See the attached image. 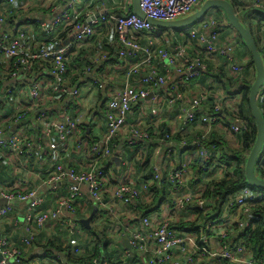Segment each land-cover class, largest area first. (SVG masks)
Masks as SVG:
<instances>
[{"label":"built area","instance_id":"obj_1","mask_svg":"<svg viewBox=\"0 0 264 264\" xmlns=\"http://www.w3.org/2000/svg\"><path fill=\"white\" fill-rule=\"evenodd\" d=\"M98 1L37 0L31 10L33 4L26 0H0V79L4 82L0 85V162L6 158L23 175L0 186V201H6L0 207V218L20 203L26 204L19 244L0 236V264H36L34 260L72 264L67 255L81 251L87 238L81 220L92 213L83 200L85 190L92 208L97 209L93 225L107 223L108 251L125 239L130 246L118 249L113 262L121 258L125 264H210L218 258L227 264H264V247L263 254L255 257L243 240L250 205L260 194L245 187L227 199L218 215L213 213V201L200 196L207 180L218 178L227 168L217 159L220 152L205 146L208 131L219 128L238 133L244 129V120L237 114L239 94L229 96L222 88L214 92L200 86L191 89L205 65L180 38L195 40L207 57L225 58L230 74L242 77L245 63L235 58L237 41L234 33L226 31L229 24L207 16L176 32L153 26L130 12L133 0H105L97 13L94 5ZM205 1L139 0V7L150 19L171 22L191 15ZM250 7L264 10V0H252ZM100 24H110L116 35L117 62L105 64L109 57L102 53L91 56L90 65L83 67L84 75L93 73L92 85L101 92L93 116L104 120L105 132L94 139L84 134L85 118L78 115V88L67 87V62L86 46ZM141 34L146 44L140 43ZM257 34L264 52V26ZM163 41L167 48L159 47ZM261 56L264 62V53ZM101 67V75L109 70L123 74L119 88L112 90L111 83L97 79L95 70ZM259 97L264 98V80ZM47 100L45 111L38 113ZM134 112H140L141 118L131 120ZM150 120L155 127L167 123L171 133L179 126L205 133L190 142L160 138L151 173L143 178L134 161L123 158L127 152L122 147L152 142L146 125ZM73 151L85 156L83 167L64 161V155ZM35 156L50 159L46 171H34L24 164ZM115 156L126 165L123 173L116 174L112 165L103 163ZM33 177L36 184L31 186ZM162 190L161 196L158 192ZM46 195H50L51 207L45 205ZM158 197L163 198L159 204ZM205 201L212 204L207 207ZM155 203L156 208L140 217V205ZM199 207L204 217H210L203 234L195 237L172 228L180 219L197 222L198 214L189 208ZM78 214L85 216L78 218ZM49 225L53 230L49 237L57 236V230L66 232L73 252L38 247L40 256L26 257V250L35 249L34 241ZM90 264L110 263L98 256Z\"/></svg>","mask_w":264,"mask_h":264},{"label":"trees","instance_id":"obj_2","mask_svg":"<svg viewBox=\"0 0 264 264\" xmlns=\"http://www.w3.org/2000/svg\"><path fill=\"white\" fill-rule=\"evenodd\" d=\"M58 1L61 2L62 0ZM230 2L235 10V13H237L238 17L241 20L243 19L245 25H247V27L251 31L257 49L260 54L263 55L264 52L259 45V37L257 31L260 27L264 26V11L261 9L251 8L250 5L249 8H247V5H240L237 0H230ZM130 12H132V10ZM238 12L241 14H238ZM117 14L120 15L122 13L117 12ZM207 16H213L219 23H222V21L228 23L225 14L221 10H211L205 17ZM254 20L256 22H254ZM96 29L101 31L100 34L102 33L111 36V41L109 43L105 38H103L101 48L95 49L94 46L96 44L94 43L100 40L99 38L102 39V37L95 36V33L90 41L87 42L86 46L83 47L77 53V55L71 54V56H69V60L67 62V87L77 85L81 81L80 79H83L86 76L84 75L85 68L83 67H87L90 65L89 58L91 56L93 57L96 54L105 53L109 57V60L105 64L111 63L114 65L117 62L116 44L114 42L116 40V35L113 30V32L111 31V25L100 24L97 25ZM226 31L235 34V38L237 41V46L234 51L235 58L237 61L245 63V70L242 77H235L230 74L225 58L221 56H214L212 58L207 57V55L204 54V51L201 48L197 47L195 40L189 39L188 37L180 38V41L183 44L188 45L191 48V54L193 56L198 55L205 65V71L200 76V79L190 84L191 89L194 90L199 88L198 86H200L210 89L214 92L218 88H222L229 96L239 94L240 98L237 104V114L244 120L243 130L238 133H230L232 134L230 136H235L236 138V142L234 144H231L229 142V134L227 131L219 128H213L208 131L209 133L206 139L203 141L205 146L208 148L214 146V148L216 149H214L213 151L220 152L219 156L217 157L218 161L221 164H226L227 168L224 170L223 175L219 176L218 178H211L207 180L205 185H203V190L200 196L201 199H210L213 201V213L215 212L218 215L220 214L227 199L243 188L250 187L253 191L260 194L256 199L252 201L250 205L249 226L247 227L245 235L243 236V240L245 241L246 246L252 250V253L255 257H259L263 254L264 247V190L251 187L247 183L244 174L245 162L256 138V126L253 118L250 115L248 106L249 90L254 81L255 69L249 50L247 49L241 37L230 25L227 26ZM220 39L223 42H226L227 40L226 36H222ZM139 41L141 44H146V38L144 37V35H140ZM166 43L167 41H163L159 47L167 48ZM1 67L2 65L0 63V68ZM149 68L150 67H147V69ZM90 69H93V66H90ZM159 72L161 74H164L162 68L159 69ZM101 73L102 67L95 70L97 79L102 76ZM120 75L121 77H123V74ZM90 76L94 78L93 73H91ZM257 105L264 118V98H257ZM205 110L207 111L208 109ZM146 125L148 132L152 137V142L147 144L138 143L134 146H127L125 149L127 155L125 157L123 156V158L129 163L131 161H134L136 171L138 173H141L143 175V178L148 177L151 173L150 166L153 162L152 159H154L155 150L158 147L160 138L164 139L165 136H167L168 140H173L176 143L182 140L190 142L194 139L200 138L201 135L205 133V130L203 131V129H201L200 131L193 130L192 133L181 126L177 127L178 129L176 132L171 133V128L167 123L162 122L157 127H155L153 126V121L151 120L146 123ZM85 135L89 138L92 137V135L89 134ZM114 151H117V147L114 148ZM142 156L144 160L141 159ZM213 156L214 153L211 154V157ZM263 159L264 156L259 157L255 165V173L261 179H264V161H262ZM103 163L106 165H112L114 168L113 170L116 174L123 173V171L126 169V165L123 164L122 161H120L116 165L114 160H112L111 158H106ZM196 172L197 174H200L199 169H197ZM198 176L201 177V175ZM42 177L45 178V176ZM200 182L201 179L195 182L193 184V187L197 186ZM164 191L165 194H168L167 189H164ZM164 191H159L158 194L162 196L164 194ZM83 200L88 204V207L90 208L88 211L91 212L92 202L87 200L86 198H84ZM162 201L163 198L158 197L157 203L159 204ZM157 203H155V206L152 207H144L143 205H140L138 209L140 217L145 213L152 211L153 208H156ZM199 206L202 207V205ZM200 207L198 208L199 210L197 208H189L191 212H193L194 214H198L197 222L184 221L183 219H180L178 223L171 224L172 228L178 231H183L185 233H191L195 237L203 234V231H205L206 229V223L210 220V217H204L202 211H200ZM84 216L85 215H77L78 218H84ZM93 223L94 222H92L91 220V226L89 229H86L81 223V229L83 230L87 238L84 239V242L80 245L81 251L78 254L70 253L69 255H67V261L72 264H90L94 258L103 256L104 259L109 260L110 264H125V262H123L121 258H117V262L112 261L113 255H118V249H122L123 244L121 245L120 243L119 245H117V248L113 249L112 251H108L107 245L109 241L106 240L107 237L105 233L107 229V223H102L97 226H94L95 224L93 225ZM66 235L67 234L65 231H60L55 237H47L46 241L43 243L40 241L42 238L41 235L34 241L33 245L35 248L47 247L54 252H73V248H71V245L67 242L68 238ZM66 243L67 246L63 248V244ZM219 260L221 264H227L225 260Z\"/></svg>","mask_w":264,"mask_h":264},{"label":"crops","instance_id":"obj_3","mask_svg":"<svg viewBox=\"0 0 264 264\" xmlns=\"http://www.w3.org/2000/svg\"><path fill=\"white\" fill-rule=\"evenodd\" d=\"M26 1L31 2L33 4V6L30 8L31 10L36 8V6H34V5H36L38 3L37 0H26ZM228 1H230V0H228ZM237 2L240 5L244 4V5L248 6V5H251L252 0H237ZM102 3H105V0H99L97 3H95V5H94L95 6L94 11L95 12L98 13L99 7H101ZM132 4H133V1H132ZM254 22H256V21L254 20ZM96 27H95V33H96L95 36L102 37V39H100L94 43V44H96L95 48L102 45L103 38H105L106 41L110 43L111 36H108L107 34H102V33L100 34L101 31L96 29ZM36 32L38 33L37 30H36ZM101 35H104V36H101ZM99 51H101V50H99ZM107 73L109 75H106ZM107 73L102 75L99 78V81L111 83V86H112L111 89L116 90V88L120 87L123 78L121 77V75H116L117 74L116 71L109 70ZM92 80H93L92 76L86 75L83 81L79 82L76 86L74 85L79 90V99H78L79 105H76V107L79 108L77 110L78 115H81V116H83V118H85L84 119L85 123H86L85 134H89V135H92V137H94V138H98V137H102V135L105 132V122L102 118L101 119L98 118V121L94 122V116L93 115H94V111H95L96 105L98 103V100L101 97V92L96 88V85H94V86L92 85ZM3 83L4 82L1 81V79H0V85L1 86L3 85ZM44 103H45V105H41L38 107V110H37L38 113L44 112L45 111L44 109L49 105L48 100L45 101ZM73 107H75V106L73 105ZM141 116L142 115L140 112H134V115H132L131 120L139 119V118H141ZM118 150L121 151V148H118ZM122 150H125V147H122ZM141 159H143V156ZM64 161L68 165L79 168V167L84 166L86 159L82 153L73 151L72 153L68 152L64 155ZM152 161H153V159H152ZM119 162H120V160L118 161V163ZM118 163L115 162L116 165ZM24 164L29 169L34 170V171H46L47 168L50 166L51 162H50V159L47 157L35 156L31 160L25 162ZM22 176H23L22 173L18 172V170H16V167L13 169L12 165L8 162V160L6 158H3L1 160V162H0V186H5L7 183L14 182L16 179H18ZM35 183H36V178L33 177L31 186H34ZM84 192H85V198L87 200H89L86 190ZM167 192L169 193V191H167ZM49 196L50 195L45 196V205L51 207L52 201H51ZM5 205H6V203L4 205H1L0 207H4ZM25 209H26V204L20 203L19 205H17V207H15L14 212L9 213L8 215L0 218V236L8 237L10 239L11 243H13L14 245H18L20 238L23 236V232H22L20 226L22 223L21 221L23 220ZM92 211H93V208H92ZM175 218H176V216H175ZM16 225L19 226V228ZM45 228L46 229H45V231L42 235V238L40 240L42 243L46 241L47 237H49L53 231L51 229L50 225L48 227H45ZM57 232H60V231L57 230L55 234H57ZM212 248H214V247H212ZM39 251L40 250L38 249V247L35 249L26 250L25 256L26 257L40 256L41 253H39ZM178 261L180 262V260H178ZM34 262H36V264H43L41 260H34ZM210 264H221V262L217 258L216 261L214 260V261L210 262Z\"/></svg>","mask_w":264,"mask_h":264},{"label":"water","instance_id":"obj_4","mask_svg":"<svg viewBox=\"0 0 264 264\" xmlns=\"http://www.w3.org/2000/svg\"><path fill=\"white\" fill-rule=\"evenodd\" d=\"M211 10L223 11L228 24L237 32V34L241 37L247 49L249 50L254 64L255 76L254 81L250 86L249 90L248 106L250 110V115L253 118L256 126V138L253 147L251 148L247 156L244 166V174L247 183L251 187L264 190V179H261L255 173V165L257 163L259 154L264 148V118L257 105V96L259 88L264 80V62L260 52L257 49L251 31L249 30L247 25H245L243 19L241 20L237 16L231 2L228 0H206L203 5L191 15L171 22L159 21L146 17L140 10L139 0H133L132 4V12L137 15L140 19L147 21L153 26L174 31L185 29L194 25L198 21L202 20ZM113 160L114 162L118 163L119 157L115 156L113 157ZM5 203L6 201L2 199L0 201V206L4 205ZM96 210V207H93V211L90 216L81 220L82 225L86 229L90 228V222L93 219ZM122 244L125 248L130 249V246L126 239L122 241ZM41 252L42 251L40 250L39 253Z\"/></svg>","mask_w":264,"mask_h":264},{"label":"rangeland","instance_id":"obj_5","mask_svg":"<svg viewBox=\"0 0 264 264\" xmlns=\"http://www.w3.org/2000/svg\"><path fill=\"white\" fill-rule=\"evenodd\" d=\"M99 39H101V38H99ZM94 48H95V46H94ZM99 48H101V46H99V47H96L95 49H99ZM109 75V74H108ZM116 75H118V73L116 74ZM98 120L97 119H95L94 120V122H97ZM230 135H232V134H229V136H228V140H229V142L231 143V144H234L235 142H236V138H235V136H230ZM158 156H161V153L158 155ZM262 156H264V148L262 149V151H261V153L259 154V157H262ZM85 157V156H84ZM259 157H258V159H259ZM211 203V202H210ZM210 203H209V201H205V206H207V207H209L210 206ZM212 204V203H211ZM210 210H212V207L210 208Z\"/></svg>","mask_w":264,"mask_h":264}]
</instances>
